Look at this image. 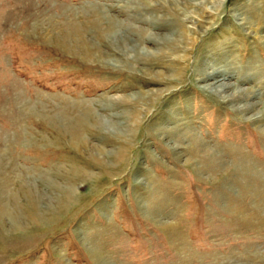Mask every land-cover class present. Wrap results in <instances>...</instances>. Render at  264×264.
Listing matches in <instances>:
<instances>
[{
    "label": "rangeland",
    "instance_id": "obj_1",
    "mask_svg": "<svg viewBox=\"0 0 264 264\" xmlns=\"http://www.w3.org/2000/svg\"><path fill=\"white\" fill-rule=\"evenodd\" d=\"M0 264H264V0H0Z\"/></svg>",
    "mask_w": 264,
    "mask_h": 264
},
{
    "label": "bare ground",
    "instance_id": "obj_2",
    "mask_svg": "<svg viewBox=\"0 0 264 264\" xmlns=\"http://www.w3.org/2000/svg\"><path fill=\"white\" fill-rule=\"evenodd\" d=\"M81 119H79V121H80ZM77 132H73L74 130H70L69 131V134H70V136L73 138V137H78L79 135H78V133H79V127H78V125H77V128L75 129ZM81 147V146H80Z\"/></svg>",
    "mask_w": 264,
    "mask_h": 264
}]
</instances>
